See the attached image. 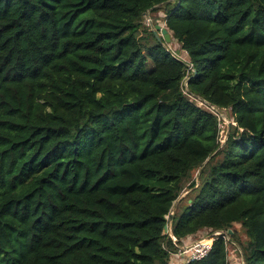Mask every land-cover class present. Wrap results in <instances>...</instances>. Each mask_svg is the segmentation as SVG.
<instances>
[{
	"label": "trees",
	"instance_id": "trees-1",
	"mask_svg": "<svg viewBox=\"0 0 264 264\" xmlns=\"http://www.w3.org/2000/svg\"><path fill=\"white\" fill-rule=\"evenodd\" d=\"M215 232L189 264H264V0H0V264H171Z\"/></svg>",
	"mask_w": 264,
	"mask_h": 264
},
{
	"label": "built area",
	"instance_id": "built-area-1",
	"mask_svg": "<svg viewBox=\"0 0 264 264\" xmlns=\"http://www.w3.org/2000/svg\"><path fill=\"white\" fill-rule=\"evenodd\" d=\"M219 236H222L226 241L229 239L227 232H215L213 234L201 237L200 239L195 240L188 245L177 246L178 250L177 252L172 253V258L179 259L184 264L200 261L207 257L212 251L215 237ZM171 238L176 244L177 239L174 236Z\"/></svg>",
	"mask_w": 264,
	"mask_h": 264
},
{
	"label": "rangeland",
	"instance_id": "rangeland-1",
	"mask_svg": "<svg viewBox=\"0 0 264 264\" xmlns=\"http://www.w3.org/2000/svg\"><path fill=\"white\" fill-rule=\"evenodd\" d=\"M155 23V17L154 16H149L147 15L146 17V25L150 26L151 28H154L155 26H157V24ZM163 27V26H161ZM167 47H169L170 51L176 53L175 55L178 56L179 58H182L184 61L188 62V57L187 54L185 52H181V48L180 45H178L177 43L174 44H170L167 45ZM186 83H184L185 85ZM198 105L202 106V104L200 102L197 103ZM213 111V110H212ZM214 112V111H213ZM220 118H221V124H220V128L222 129L223 133H222V142H224L225 140V133L228 130V128L233 124V119L230 117V111L227 110H222L220 113ZM183 196L186 195V192L182 194ZM231 258L232 261L230 260V264H243L242 259L240 257V255L238 254L237 251H234V249H231ZM171 264H184L182 263L179 259L176 258H172L171 259Z\"/></svg>",
	"mask_w": 264,
	"mask_h": 264
},
{
	"label": "water",
	"instance_id": "water-1",
	"mask_svg": "<svg viewBox=\"0 0 264 264\" xmlns=\"http://www.w3.org/2000/svg\"><path fill=\"white\" fill-rule=\"evenodd\" d=\"M156 30H157V31H161V32H162V36H163L164 40L166 41V43H167V44H170V42H171V37H170V35L168 34V31H167L165 28L161 27L160 25L155 26V31H156ZM156 35H157V34H156ZM157 36H158V35H157ZM158 37H159V36H158ZM159 40H160V38H159ZM196 75H197V72L194 71V75H193V77H196ZM230 129H231V126H230V127L228 128V130H227V133H226V136H225V140H226V139L228 138V136H229ZM225 140H224V143H225ZM199 175H200V173L198 174V177H199ZM198 177H197V178H198ZM174 217H175V212L173 211V212H171L170 215L168 216V224H167V226L165 227V231L168 232V234H169L170 237H173L172 229H173ZM229 233H231V231H229Z\"/></svg>",
	"mask_w": 264,
	"mask_h": 264
},
{
	"label": "crops",
	"instance_id": "crops-1",
	"mask_svg": "<svg viewBox=\"0 0 264 264\" xmlns=\"http://www.w3.org/2000/svg\"><path fill=\"white\" fill-rule=\"evenodd\" d=\"M163 16H164L163 13L159 14L160 19H161ZM157 18H158V16H157ZM157 18H156V20L158 21ZM163 26H164V25H163ZM183 197H184V196H183Z\"/></svg>",
	"mask_w": 264,
	"mask_h": 264
}]
</instances>
